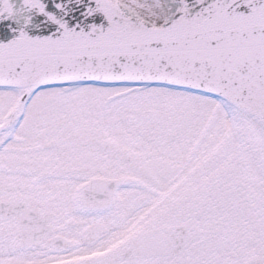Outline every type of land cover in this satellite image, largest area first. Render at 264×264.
Returning <instances> with one entry per match:
<instances>
[{"label": "snow or ice", "instance_id": "snow-or-ice-1", "mask_svg": "<svg viewBox=\"0 0 264 264\" xmlns=\"http://www.w3.org/2000/svg\"><path fill=\"white\" fill-rule=\"evenodd\" d=\"M0 264H264V0H0Z\"/></svg>", "mask_w": 264, "mask_h": 264}]
</instances>
